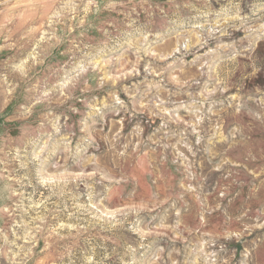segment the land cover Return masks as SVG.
Returning a JSON list of instances; mask_svg holds the SVG:
<instances>
[{"label":"rangeland","instance_id":"1","mask_svg":"<svg viewBox=\"0 0 264 264\" xmlns=\"http://www.w3.org/2000/svg\"><path fill=\"white\" fill-rule=\"evenodd\" d=\"M0 264H264V0H0Z\"/></svg>","mask_w":264,"mask_h":264}]
</instances>
